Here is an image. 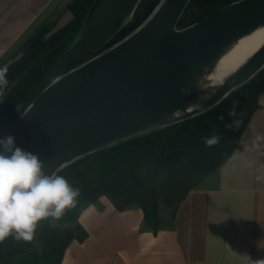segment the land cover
Masks as SVG:
<instances>
[{
	"label": "water",
	"instance_id": "1",
	"mask_svg": "<svg viewBox=\"0 0 264 264\" xmlns=\"http://www.w3.org/2000/svg\"><path fill=\"white\" fill-rule=\"evenodd\" d=\"M102 0H95L81 30ZM192 0H139L90 59L56 78L0 132L36 154L49 175L131 138L204 114L264 69V43L221 84L210 76L264 27V0H239L188 27Z\"/></svg>",
	"mask_w": 264,
	"mask_h": 264
},
{
	"label": "trees",
	"instance_id": "2",
	"mask_svg": "<svg viewBox=\"0 0 264 264\" xmlns=\"http://www.w3.org/2000/svg\"><path fill=\"white\" fill-rule=\"evenodd\" d=\"M138 1L102 0L81 37L95 0H71L63 10L51 13L7 65L9 86L0 96V132L20 118L56 78L86 63L129 19ZM237 1L192 0L179 28ZM66 12L71 19L61 25ZM263 93L264 69L204 114L107 147L66 166L57 174L80 190L77 206L56 227L47 222L39 225L31 243L14 237L0 243V264H61L71 242L87 237L80 215L102 197L119 211L142 209L143 230L157 234L167 228L188 195L225 164L235 149L242 148L241 136ZM234 106L238 113L235 118L228 114ZM221 115L223 120L219 119ZM233 119L241 120L238 128L228 127ZM214 133L220 136V143L208 148L203 139Z\"/></svg>",
	"mask_w": 264,
	"mask_h": 264
},
{
	"label": "crops",
	"instance_id": "3",
	"mask_svg": "<svg viewBox=\"0 0 264 264\" xmlns=\"http://www.w3.org/2000/svg\"><path fill=\"white\" fill-rule=\"evenodd\" d=\"M71 0H0V67L9 65L35 29ZM71 19L66 12L60 24ZM229 160L195 188L173 223L143 230L140 208L119 211L106 197L79 221L87 232L73 240L61 264H252L264 259V183L256 167L264 155L246 150L264 134V93ZM235 157V158H234Z\"/></svg>",
	"mask_w": 264,
	"mask_h": 264
},
{
	"label": "clouds",
	"instance_id": "4",
	"mask_svg": "<svg viewBox=\"0 0 264 264\" xmlns=\"http://www.w3.org/2000/svg\"><path fill=\"white\" fill-rule=\"evenodd\" d=\"M7 74L8 67H0V96L9 86ZM228 114L238 116L235 106ZM240 124L241 120L233 119L228 127L238 128ZM220 139L214 133L205 137L203 143L213 148ZM246 150L264 155V134L254 135ZM44 167L40 157L18 147L13 136L0 139V243L9 237L31 243L39 225L47 222L56 227L77 206L80 190L62 175H49ZM256 181L264 183V163L256 167ZM252 264H264V259L252 260Z\"/></svg>",
	"mask_w": 264,
	"mask_h": 264
},
{
	"label": "bare ground",
	"instance_id": "5",
	"mask_svg": "<svg viewBox=\"0 0 264 264\" xmlns=\"http://www.w3.org/2000/svg\"><path fill=\"white\" fill-rule=\"evenodd\" d=\"M264 43V27L252 35L242 39L218 64L210 80L213 84H221L225 77L234 71Z\"/></svg>",
	"mask_w": 264,
	"mask_h": 264
},
{
	"label": "rangeland",
	"instance_id": "6",
	"mask_svg": "<svg viewBox=\"0 0 264 264\" xmlns=\"http://www.w3.org/2000/svg\"><path fill=\"white\" fill-rule=\"evenodd\" d=\"M167 217H170V214L169 213H166ZM81 216V215H80Z\"/></svg>",
	"mask_w": 264,
	"mask_h": 264
}]
</instances>
